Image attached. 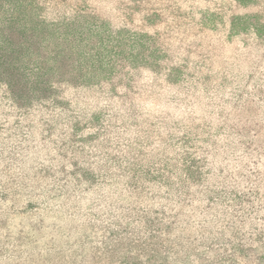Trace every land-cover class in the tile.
I'll return each instance as SVG.
<instances>
[{
    "label": "rangeland",
    "instance_id": "obj_1",
    "mask_svg": "<svg viewBox=\"0 0 264 264\" xmlns=\"http://www.w3.org/2000/svg\"><path fill=\"white\" fill-rule=\"evenodd\" d=\"M42 1L101 58L0 67V264H264V0Z\"/></svg>",
    "mask_w": 264,
    "mask_h": 264
},
{
    "label": "trees",
    "instance_id": "obj_2",
    "mask_svg": "<svg viewBox=\"0 0 264 264\" xmlns=\"http://www.w3.org/2000/svg\"><path fill=\"white\" fill-rule=\"evenodd\" d=\"M58 8L55 1L0 0V67L5 77H69L83 84L96 76V58L101 57L93 55V63H86L91 55L83 48L94 50L101 26L81 12L67 19ZM45 12L57 18L50 20Z\"/></svg>",
    "mask_w": 264,
    "mask_h": 264
}]
</instances>
